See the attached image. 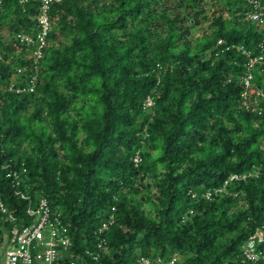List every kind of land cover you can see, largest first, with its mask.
Instances as JSON below:
<instances>
[{
    "label": "trees",
    "instance_id": "1",
    "mask_svg": "<svg viewBox=\"0 0 264 264\" xmlns=\"http://www.w3.org/2000/svg\"><path fill=\"white\" fill-rule=\"evenodd\" d=\"M250 1H54L48 44L35 60V44L17 35L35 37L42 2L2 0L0 30L12 39L0 34V201L7 213L29 223L18 189L47 198L61 211L80 264L142 257L163 264L158 257L174 255L175 264H241L242 246L264 222V177L231 182L210 199L205 193L232 173L264 170V102L259 115L241 96L245 51L258 53L264 40L244 19ZM203 22L210 32L193 39ZM219 39L226 44L216 46ZM33 77L34 91L10 89L28 87ZM254 83L264 90L258 68ZM149 96L151 112L144 110ZM10 170L24 177L18 186ZM7 213L0 208V246L14 224ZM111 214L114 223L100 233ZM102 237L107 250L94 260Z\"/></svg>",
    "mask_w": 264,
    "mask_h": 264
},
{
    "label": "built area",
    "instance_id": "2",
    "mask_svg": "<svg viewBox=\"0 0 264 264\" xmlns=\"http://www.w3.org/2000/svg\"><path fill=\"white\" fill-rule=\"evenodd\" d=\"M23 2L41 1L42 12L38 17L39 31L35 37L26 33H19L17 38L21 43L27 46L35 44L31 56L38 60L43 56V49L48 44V36L52 29V21L48 15V8L54 1L62 0H22ZM253 8L249 10L244 19L255 24L258 29L264 32V5L257 0L250 1ZM2 7V0H0V8ZM223 39H219L216 46L225 45ZM258 53H253L251 50H246L247 62L245 64V74L240 78L243 84L242 91V106L259 115L263 112L261 100L264 102V90L254 83V70L259 69L264 73V40L259 45ZM228 48L227 46L225 47ZM241 50L244 49L241 47ZM21 72V70H18ZM36 78L30 79L28 87H15L12 83L10 89H16L17 92L28 89L30 92L34 91ZM229 81H232L231 79ZM20 84H22L20 82ZM154 107V100L151 96L144 101V110L152 111ZM264 150V146H262ZM136 165L142 162L140 152H136L134 157ZM24 173L26 170L23 171ZM13 182L18 186L24 179L20 172L10 170L7 173ZM264 177V170L256 167L254 170L245 173H232L225 181L223 187L214 189V192L208 191L205 193V198L210 199L213 194H220L225 190L229 183L234 181L246 180L248 177ZM17 195L27 202L26 215L29 223L18 224L16 218L11 213H7V208L0 201V208L3 213H7L8 220L13 224V227L5 235V250L3 264H80L79 256L72 251V239L68 227L65 225L61 211L53 209L49 200L41 197L35 200L33 196L23 191L17 190ZM196 196V194H193ZM114 209V208H113ZM115 221L113 214L104 221L100 228V233L107 230ZM264 222L258 226L254 233H252L245 244L242 246L241 264H260L264 262ZM106 239L99 238L98 251L93 255L94 260H98L101 251H106ZM90 253V252H88ZM178 257L175 255L168 261H164L158 257L157 262L163 264H175ZM151 258L142 257L134 261L132 264H152Z\"/></svg>",
    "mask_w": 264,
    "mask_h": 264
},
{
    "label": "rangeland",
    "instance_id": "3",
    "mask_svg": "<svg viewBox=\"0 0 264 264\" xmlns=\"http://www.w3.org/2000/svg\"><path fill=\"white\" fill-rule=\"evenodd\" d=\"M210 13H212V10H210ZM208 32H210L209 22H207V23L203 22L202 25L198 26V28L193 30L192 37H193V39H200ZM0 34H2L7 41L12 40L11 35L9 34V32L6 28L1 29ZM19 50H20V48L16 49L17 54H20ZM149 112H151V111H149ZM152 182L153 181L151 178H148L145 181V183H149L151 185H152ZM150 190H151V193H157L156 188L153 185L150 187ZM143 208H144V210L151 212L150 205L145 204L143 206ZM4 250H5V245L3 244L0 246V264H3Z\"/></svg>",
    "mask_w": 264,
    "mask_h": 264
},
{
    "label": "clouds",
    "instance_id": "4",
    "mask_svg": "<svg viewBox=\"0 0 264 264\" xmlns=\"http://www.w3.org/2000/svg\"><path fill=\"white\" fill-rule=\"evenodd\" d=\"M258 28V27H257Z\"/></svg>",
    "mask_w": 264,
    "mask_h": 264
}]
</instances>
